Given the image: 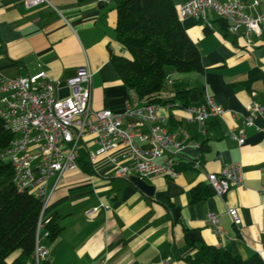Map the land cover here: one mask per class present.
Instances as JSON below:
<instances>
[{
	"label": "crops",
	"instance_id": "1",
	"mask_svg": "<svg viewBox=\"0 0 264 264\" xmlns=\"http://www.w3.org/2000/svg\"><path fill=\"white\" fill-rule=\"evenodd\" d=\"M50 1L53 6L28 8L23 0H0V73L20 77L45 70L60 83L61 96H67L68 78L88 65L93 110L123 111L132 96L111 61V52L127 55L117 39L116 1ZM184 1L174 0L176 7ZM212 18V27L193 16L181 19L201 50L204 71L180 73L167 67L173 83L161 95L196 88L201 98L195 104L211 95L225 113L201 125L184 108H160L166 116L163 127L190 134L183 154L200 158L203 169H184L176 177L149 176L148 192L113 175L106 157L91 162V172L80 167L60 178L51 176L39 232L49 264H165L168 257L169 264H190L186 258L202 243L228 247L243 258L255 253L264 257V111L253 124L244 123L251 102L264 106V30L250 46ZM241 132L243 144L233 137ZM93 139L86 140L88 151L97 148ZM233 163L242 166L241 185L222 197L214 193L193 202L195 185H208V173ZM11 181L12 176L0 177V189ZM230 207L237 208L239 225L228 213ZM209 212L219 216L225 233L216 234L208 224ZM55 215L63 230L51 240L45 223Z\"/></svg>",
	"mask_w": 264,
	"mask_h": 264
},
{
	"label": "built area",
	"instance_id": "2",
	"mask_svg": "<svg viewBox=\"0 0 264 264\" xmlns=\"http://www.w3.org/2000/svg\"><path fill=\"white\" fill-rule=\"evenodd\" d=\"M31 8L50 0H23ZM181 19L193 16L207 27H212L213 18L227 20L228 31L243 37L252 45L254 37L264 30V0H185L177 7ZM93 71L88 65L79 66L75 75L67 80L69 94L61 96L60 83L52 79L47 71L20 77H8L0 73V118L6 130L14 137L8 146L0 149V158L13 167L12 182L20 190L29 189L36 197L42 198L44 206L47 183L51 176L60 178L65 172L80 168L79 147L93 137L97 144L89 150V160L95 163L106 157L113 166V175L128 179L136 175L146 179L152 175L176 177L181 170L178 166L183 154L184 143L192 141L189 133L168 130L162 126L165 115L156 103H140L138 94L131 90V99L126 100L123 111L111 109L95 111L92 108ZM173 83L169 77L166 84ZM170 96V95H169ZM190 119L204 125L208 120L222 116L226 109L211 95L203 102L185 108ZM264 106L253 101L244 115L246 125L253 124L256 115ZM264 132V126L261 127ZM240 144L245 134H233ZM193 146H199L193 142ZM201 170L199 158L191 165ZM215 194L224 196L232 187L243 182L242 166L239 163L226 165L220 172L207 175ZM44 208V207H43ZM94 211L97 208L93 209ZM228 213L236 225L241 223L238 210L230 207ZM208 224L216 234L225 233L219 216L209 212ZM41 218L38 224L37 242L33 254L36 264L48 258V249L40 243ZM49 233L46 230L45 236ZM172 257L165 259L169 264Z\"/></svg>",
	"mask_w": 264,
	"mask_h": 264
},
{
	"label": "trees",
	"instance_id": "3",
	"mask_svg": "<svg viewBox=\"0 0 264 264\" xmlns=\"http://www.w3.org/2000/svg\"><path fill=\"white\" fill-rule=\"evenodd\" d=\"M115 1L117 39L127 55L111 52V61L125 85L134 90L143 103L172 104L185 109L199 102L201 93L196 88H183L169 97L161 95L168 78L167 67L180 73L204 71L201 50L187 33L174 0ZM217 21L228 31L227 20ZM13 137L0 118V149L8 146ZM200 149H203L202 145ZM193 161L194 158L180 157L179 169L191 168ZM78 163L82 169L91 172L92 163L86 145L79 147ZM12 174L11 163L0 158V177ZM214 193L210 183L197 184L191 190L193 202ZM43 207L42 198L36 197L29 189H18L12 181L0 189V264H36L33 254ZM45 229L49 239L59 236L63 226L58 215L45 223ZM186 259L190 264H264V257L259 253L243 258L228 247L206 243ZM41 264L49 262L45 260Z\"/></svg>",
	"mask_w": 264,
	"mask_h": 264
},
{
	"label": "water",
	"instance_id": "4",
	"mask_svg": "<svg viewBox=\"0 0 264 264\" xmlns=\"http://www.w3.org/2000/svg\"><path fill=\"white\" fill-rule=\"evenodd\" d=\"M129 180L135 183L140 188L146 190L147 192L149 191V186L147 185L146 179H142L141 177L136 175H131L129 176Z\"/></svg>",
	"mask_w": 264,
	"mask_h": 264
},
{
	"label": "rangeland",
	"instance_id": "5",
	"mask_svg": "<svg viewBox=\"0 0 264 264\" xmlns=\"http://www.w3.org/2000/svg\"><path fill=\"white\" fill-rule=\"evenodd\" d=\"M166 90V88H164L163 90H162V92H164ZM6 161H8V159H6ZM3 178H7V177H3Z\"/></svg>",
	"mask_w": 264,
	"mask_h": 264
}]
</instances>
